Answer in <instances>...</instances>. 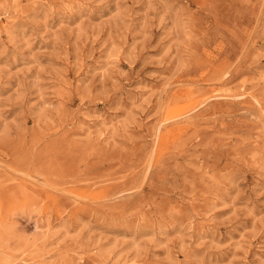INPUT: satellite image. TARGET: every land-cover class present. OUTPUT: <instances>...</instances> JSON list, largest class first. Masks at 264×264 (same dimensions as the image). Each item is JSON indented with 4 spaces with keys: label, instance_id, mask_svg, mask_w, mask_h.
I'll return each mask as SVG.
<instances>
[{
    "label": "rangeland",
    "instance_id": "374dc122",
    "mask_svg": "<svg viewBox=\"0 0 264 264\" xmlns=\"http://www.w3.org/2000/svg\"><path fill=\"white\" fill-rule=\"evenodd\" d=\"M0 264H264V0H0Z\"/></svg>",
    "mask_w": 264,
    "mask_h": 264
}]
</instances>
